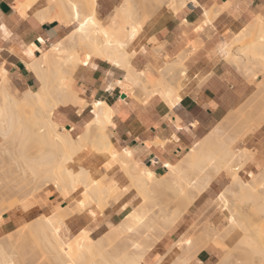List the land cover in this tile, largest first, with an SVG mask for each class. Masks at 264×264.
<instances>
[{
    "label": "bare ground",
    "instance_id": "1",
    "mask_svg": "<svg viewBox=\"0 0 264 264\" xmlns=\"http://www.w3.org/2000/svg\"><path fill=\"white\" fill-rule=\"evenodd\" d=\"M96 2L97 0H25L22 3L14 4V9L18 14L17 9L22 8L25 16L34 15L38 19L35 20L40 23L56 20L64 26L75 25V27L62 40L51 44L45 50H40V56L32 62L21 57L27 65L25 66L34 74L38 84L36 89H27L19 97L18 92L10 87L4 67L0 69V139L2 138L4 141L0 143L3 144L0 145V157L7 154L11 156V159L14 158L16 154L12 152L10 146L12 144L24 145L33 133L31 129L37 127L42 138L41 144L48 147L47 151L42 150L44 154L40 151L38 158L34 157L35 161L26 159L27 162H25L27 165L31 163V166L28 167L33 175L38 179L40 176L43 177L40 181L38 180L39 184L36 190L45 186L55 189L63 198H66L65 200H72V205H67L63 208V212L61 211L65 213L70 208L64 215L71 216L66 219L60 217V211V213L56 212L59 215L50 212L40 214L36 208L28 211V208L22 207V211L32 222V225L29 224V231L32 232V240L39 246L41 254L36 251H31L29 254L33 247L31 248L27 241L31 242V237L30 240L25 239L23 231H17L15 234L5 235L6 238L3 236L4 240L0 238V264H15L14 255L25 250V247L19 250V246L22 247L21 243H27L25 250L27 254L25 255L29 254L27 256H30L29 259L33 255L37 256V260L44 261H41L40 264H142L143 257L161 235L176 223L182 214L195 203L196 198L209 187L212 180L221 173L227 174L231 179L228 188L226 187V190L218 198L216 197L222 203V209L229 210L231 213L228 216L229 229L220 234L212 228L205 230L203 228L201 230L204 231L199 232V236L197 234L193 240L180 242L176 239L177 242L171 251L174 258L171 264H186L193 258V254L195 255L209 243L226 251L231 245L229 243L231 234H235L239 238V232L243 230L239 215L233 214L234 210L238 211L235 206L237 199L240 198L237 203H240L241 198L250 199L251 203L258 199L264 202V169L250 181L246 182L240 178L239 172L251 158V153L244 148L233 150L231 145L235 138L231 139L225 129V125L235 118V115L241 116L245 109L244 106L250 103V99L229 115L225 122L208 132L202 141L195 144L196 146L194 145L183 158L181 157L178 163L166 164L167 171L161 177H157L150 169H139L127 153H118L119 151L114 149L106 135V129L112 126L113 110L109 111L111 107L109 108L105 102H101L102 100L93 102L90 111L92 119L84 127L85 130L75 138L71 136L69 129L59 127L53 121L54 111L59 107H66L69 104L80 107L83 103L78 92L73 89V75L79 66L86 65L91 58L104 60V62L124 70L126 73L125 84H118L124 90L128 85L130 97L132 96L140 102H146L157 95L164 101L163 103L171 108L180 100L179 84L185 70L183 68L177 74L174 73L173 66L176 62L170 63L158 72L157 78H153L150 71L137 72L131 66V59L144 39V26L138 23L139 14L136 12L133 0H124L122 6L114 10L116 17L108 26H103L97 19ZM156 2L159 9L166 7L174 13L186 7L188 3L196 4L195 0H156ZM204 15L210 21L212 11H204ZM86 20L89 23L85 24ZM82 24L84 25L83 29H81ZM230 31L232 38L227 46L231 51L235 50L236 53L225 56L226 61L236 66V69L243 75L250 76L254 69L251 62L264 60V19L257 18L246 27L234 25ZM256 35L258 38L253 41L252 37ZM253 74L257 75L255 72ZM256 85V93L264 92V81ZM263 101L259 119L255 124H252V127L248 126L251 133L264 122ZM20 151H18L19 157L22 152ZM206 162H212L213 171H203L201 165ZM114 166L121 168L122 177L115 182L103 185L99 181V177ZM25 169L24 174L26 173ZM129 187L139 191L136 192L142 197L143 203L136 210L128 213L121 220L122 222H119L120 224L108 230L106 235L93 241L90 234L86 232L85 225L94 221L109 204L114 203L120 194ZM165 191H172L179 202L171 212H167L165 207H158L152 201L156 194ZM151 205L157 206V210ZM11 214L10 219L17 223V209L12 210ZM4 217H6L5 214L0 217V220ZM27 226L28 223L24 228L19 229L25 230ZM252 233L253 236L254 232ZM243 235L244 233H242L240 237L242 239L239 242L245 241ZM256 235L253 238H257L258 235ZM37 246L34 250H37ZM16 249L19 251L16 252ZM180 250H184L187 255L179 256ZM25 251L22 252L23 254L21 253L22 258L25 257ZM230 253L228 252V254ZM248 254L246 253L245 256ZM251 256L255 258L254 253ZM161 257L160 260H157L158 262L156 261V264H169L168 258L161 259ZM227 257L228 255L222 260L220 259L221 261L217 264H229ZM250 258H247V261ZM253 258H251V262H253ZM29 261L27 258L26 264H30ZM33 261L32 264H36V261Z\"/></svg>",
    "mask_w": 264,
    "mask_h": 264
},
{
    "label": "crops",
    "instance_id": "2",
    "mask_svg": "<svg viewBox=\"0 0 264 264\" xmlns=\"http://www.w3.org/2000/svg\"><path fill=\"white\" fill-rule=\"evenodd\" d=\"M23 1L25 0H0V24L10 33L5 37L0 30V69L4 67L11 87L20 93L27 89L34 90L38 85L34 74L21 57L32 62L40 56V50L62 40L75 27L64 26L56 20L41 24L34 15H27L22 19L14 9V4ZM123 1L97 0L95 14L103 26L110 25L116 17L114 10L119 9ZM133 1L136 5L137 0ZM195 1L196 4L188 3L175 13L166 7L154 13L144 24V39L131 59L133 69L137 72L150 71L153 77L170 63L182 61L185 72L179 84L180 100L174 106L170 108L157 95L146 102L130 97L129 86L124 90L118 84H125V71L104 60L91 58L86 65L79 66L73 75L74 90L83 103L80 107L72 104L59 107L54 111L53 121L59 127L69 129L71 136L75 138L91 121L93 102L102 100L113 110L112 126L106 129V135L114 149L118 153H127L139 169H150L157 177L163 176L167 171L166 164L178 163L208 132L223 123L255 93L254 83L228 63L225 56L230 54L227 47L232 38L230 28L234 25L246 27L257 18L264 19V0ZM204 11H212L210 21L206 19ZM37 34L46 43H40L39 38L33 39ZM32 44L36 47L31 55H26ZM260 81L258 77L255 83ZM108 85H111L110 90ZM149 143L151 147H148ZM243 148L251 153V160L245 163L246 168L244 165L239 172L240 178L247 182L264 169V122L245 138L240 149ZM122 175L121 168L114 166L101 175L99 181L107 185L117 181ZM230 182V177L225 173L216 176L173 227L168 228L149 249L142 264H156L163 255L161 259L168 258V263L171 264L174 260L171 251L177 241L193 240L207 228L223 232L226 228V216L222 213L225 210L217 198ZM136 191L139 192L136 188H127L102 214L85 225V230L93 241L106 235L128 213L141 206L142 197ZM28 201L35 205L40 214L55 213L58 208L67 206L63 196L51 188L36 192ZM17 215V223L10 217L0 220V235L14 233L23 221L31 222L22 208L17 209ZM166 250L168 252L165 253ZM224 253L223 249L209 243L195 255L190 253L193 258L186 264H217L226 255Z\"/></svg>",
    "mask_w": 264,
    "mask_h": 264
},
{
    "label": "rangeland",
    "instance_id": "3",
    "mask_svg": "<svg viewBox=\"0 0 264 264\" xmlns=\"http://www.w3.org/2000/svg\"><path fill=\"white\" fill-rule=\"evenodd\" d=\"M156 3H157L156 0H137L136 1V5L135 4L134 5H135V8H136V12L139 14V17H138V23L139 24L144 26V24L152 17V15L159 10L158 4H156ZM257 38L258 37L256 35V36L252 37V40L256 41ZM229 52L231 54L236 53L235 50H233V51L230 50ZM251 63L253 65L252 68H254L253 72L251 73V75L250 76L249 75L245 76V75H243V73H241V74L244 77H246L247 79H249L250 82L254 83V86L256 87L257 86L256 84L264 81L263 80L264 79V77H263L264 76V60L263 61L262 60H260V61L259 60H253ZM181 64H182L181 60H177L176 61V63L173 66L174 73L177 74L179 71H181L183 69V66H181ZM234 67L237 68L236 66H234ZM254 72L257 75H254L253 74ZM157 77H158V75L156 77H153V78H157ZM258 77L260 78L261 81L258 82V83H255L256 82V78H258ZM252 79H254V81ZM10 87H11V85H10ZM73 89H74V87H73ZM255 91H256V88H255ZM263 93L264 92H262V93H256L255 92L254 95L250 98V100H251L250 103H248L247 105L244 106L245 109H244V112L241 114V116L238 117V116L235 115V118L230 120L229 123H227L225 125L226 126L225 127L226 132L229 134L231 139L235 138L234 139L235 141L234 142L232 141V145H231L233 150L240 149L243 146L245 138L251 133L248 130V126L251 125V127H252V124H255L256 121L259 119V112L261 111V109H263V105H262L263 104L262 101H263V98H264L263 97V95H264ZM20 94L21 93L18 92V96L19 97H20ZM31 131L33 133H31V136L28 137V139L24 143V145L17 146L16 144H12L10 146L12 152L14 154H16L14 158L11 159V156L7 155V154L3 155V157L1 156L2 158L0 157L1 158L0 159V188H1V191H2V192L0 191V193L2 194V195L1 194L0 195L3 196L2 199L0 198V217L3 214H5L6 217H10L11 218V215L13 214V213L11 214L12 210L19 209V208H22V207L23 208H28L29 210L35 209L36 208L35 205L31 201H28V199H31V197L36 192H38V191H40V190H42L44 188H48L47 186H45L44 188L36 190L38 188L37 187V185L39 184L38 182L40 181L41 178L43 179V177L40 176V179H38L35 175H33V172L29 170L28 166L31 163L29 165H27V163H25V162H27L26 159H28V160L30 159L31 161L32 160L35 161V159L38 158L37 156L40 155L39 154V153H41L40 151H42V150H46L47 151V148H48V147H45L46 145L41 144L42 143L41 142L42 138L39 135L40 131L38 130V128L37 127L32 128ZM242 135H244V136H242ZM1 142H4L2 138L0 139V143ZM0 145L2 146L3 144H0ZM19 150H21L23 152L22 153L20 151L21 152V156L20 157H19L20 153L18 154ZM42 153H43V151H42ZM22 155L25 158V160L22 157ZM34 157H35V159H34ZM31 158H33V159H31ZM23 160H24V162H23ZM28 162H30V161H28ZM24 164H25V167H28V169L27 168L25 169ZM211 164H212V162L203 163L201 165V167L203 168V171H205V172L213 171V168H212ZM34 166H36V165H34ZM24 169H25V172H26L25 174H24ZM36 172H37V168H36ZM46 174L47 173H45V176H47ZM48 175L52 176V174H49V173H48ZM38 177H39V175H38ZM253 178H255V177H253ZM35 190H36V192H35ZM5 194H6V196H5ZM64 199H66V198H64ZM241 199L242 200L240 201V203H237V202H239L240 198H238L237 201L235 202L236 210L238 208V211L234 210L233 214H235L236 216L239 215V217L241 219V224H242L243 230H244V232H242L243 230L241 232L244 233V235H243L244 237L243 238H245L244 240L246 242L243 241V240L242 241L245 242L246 245H244L245 243H243L242 241H240L242 244L239 242V240L242 239V238L240 239V237L242 236L241 232H239L240 236H239V238H237V240H236L235 234H231V236L232 237L234 236V237L230 238V242L229 243H231V245L229 246V244H228V246H229V249H232V250L229 251V249H227L225 251L227 254L224 256V258L228 255L227 259L229 260V264H244L245 261H247V258H249V257L253 258V256H251V255L254 253V257L255 258H253L254 259L253 262H251L252 260L250 258V260H248L246 264H264V250H262V249H264V247H263L264 246V242H263L264 241V202L260 201L258 199L257 201L255 200L256 203H255V201H253V203H255V204H253V203H251L252 200H250V199H243V198H241ZM152 201H153V203L155 205L157 204L158 207L159 206L160 207H165L167 209V212L173 211L175 209V206L177 204H179L175 194L172 191H165V192H162V193H158V194H156L154 196V198H152ZM66 202H67V205H72V203H71L72 200L71 201H67L66 200ZM142 202H143V199H142ZM219 203L222 205L221 202H219ZM155 205H151V207L152 206L155 207ZM157 206L155 207V210H157ZM69 209H68V211H69ZM239 209L241 210V213H239V211H240ZM62 210H64V209L58 208L55 211V214L59 215V213ZM57 211L58 212L60 211V212L56 213ZM68 211H65V213H67ZM153 211H154V209H153ZM62 212L60 213V217L61 218L63 217V218L66 219V218H69L71 216V215H69V217H67V216L64 215L65 213H62ZM154 212H156V211H154ZM70 213H71V211H70ZM52 214H54V213H52ZM223 214H225L226 219L228 220V218H229L228 216H230L231 213H230L229 210H225L223 212ZM227 220H226V225L227 226L223 230V232H221V233H224L225 231H227L229 229V223H228L229 220L228 221ZM27 223H28V226H27V228H25V230L19 229V228H24L25 225H27ZM31 223L32 222L23 221L16 228V231L14 232V234L17 233V231L18 232L19 231H23V235H24L25 239L27 238L28 240H30V237H31V242L27 241V243H29L28 245L31 248L33 247V249L30 250L29 254H31V251H36V253L41 254V253H39L40 252L39 251V249H40L39 246H37L36 242H33V240H32L33 239L32 238L33 235L31 236L32 232L29 231V228H30L29 224H31ZM252 232H254L253 236H255L256 234L258 235L257 238L254 237L257 240H255L253 238V236H252L253 233ZM0 238L3 239V236L0 235ZM4 238H6V237H4ZM142 239H144V237H142ZM27 243H25V244L21 243L22 247H20L19 246V242H18V246L20 248L19 250H21V248L23 249L24 247H25V250H26L27 249L26 248L27 247L26 246ZM36 246L38 248H37V250H34V248ZM241 247H242V249H241ZM17 250L18 249H16V252H17ZM25 250H22V252L25 251ZM227 251L229 253L230 252L231 253L228 254ZM16 252L14 251L15 254H16ZM8 253H9V251H8ZM21 253H18L16 255H14L13 260H14L15 264H26L27 262H25V261L27 260V258H28V261L33 258L31 261H29V262H31L30 264H32L33 260L36 261V264H40L41 261H42V260L40 261V259L37 260V256H35L33 254H32L33 255L32 258L29 259L30 256L27 257L29 254L27 256L25 255V254H27L26 251L24 253L25 257L23 256V258H22L21 255L23 253L22 254ZM244 253L245 254L249 253V254L245 256ZM178 254H179V256H184V257L187 255L184 252V250H180V252H178ZM18 255L21 256V257H19ZM247 256H249V257H247ZM25 258H26V260H25ZM35 261H33V262H35ZM42 262H44V261H42Z\"/></svg>",
    "mask_w": 264,
    "mask_h": 264
},
{
    "label": "snow or ice",
    "instance_id": "4",
    "mask_svg": "<svg viewBox=\"0 0 264 264\" xmlns=\"http://www.w3.org/2000/svg\"><path fill=\"white\" fill-rule=\"evenodd\" d=\"M18 10V12H19V16H20V18H24L25 17V13H24V11L22 10V8H18L17 9ZM85 24H87V23H89V21H85L84 22ZM83 27H84V25L82 24L81 25V29H83ZM0 30H2L3 32H4V35H5V37H7V36H9L10 35V33L8 32V30H7V28H5V26L3 25V24H0ZM37 38H39V40H40V43H46V41L42 38V37H39V34H37L35 37H33V39H37ZM36 47V45L35 44H32L29 48H28V50H27V52L25 53L26 55H31L32 54V50L34 49ZM118 67L120 66V65H117ZM108 88H109V90L111 89V85H108ZM99 107V106H98ZM109 111H112L111 109H109ZM113 127H115V125H113ZM157 143H159V141H157ZM148 147H151V143H149V145H148ZM83 206V205H82Z\"/></svg>",
    "mask_w": 264,
    "mask_h": 264
}]
</instances>
